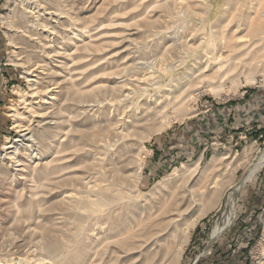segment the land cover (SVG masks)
I'll return each instance as SVG.
<instances>
[{"label":"rangeland","instance_id":"rangeland-1","mask_svg":"<svg viewBox=\"0 0 264 264\" xmlns=\"http://www.w3.org/2000/svg\"><path fill=\"white\" fill-rule=\"evenodd\" d=\"M260 1L0 0V264H169L156 230L177 209L202 215L176 264H264V162L243 182L264 160V123L217 141L208 119L264 88ZM231 35L258 51L244 59L257 82L236 69L221 91L215 78L188 95L200 68L232 57Z\"/></svg>","mask_w":264,"mask_h":264},{"label":"bare ground","instance_id":"bare-ground-1","mask_svg":"<svg viewBox=\"0 0 264 264\" xmlns=\"http://www.w3.org/2000/svg\"><path fill=\"white\" fill-rule=\"evenodd\" d=\"M186 3H187V1H186ZM181 4H182V2H181ZM31 7H33V6H31ZM34 8H36V7H34ZM29 9H27V10L29 11ZM45 10H46V8H45ZM254 12H256V13H255V15H253L251 17V20L249 21V24H250V26L254 30H256V31H254L255 33H263V39H264V0H261L260 1V3L256 6ZM40 16H41V14H40ZM40 16H39V19H40ZM36 17H38V16H36ZM46 29H48V28H46ZM232 34L235 35V31L232 32ZM223 37H224V35H223ZM244 37H245V35H241V36L239 35V36L235 37V38H237V40L234 43H232L233 42V39H234V36L233 35H231V37H228L227 38V41L225 42V44L227 43V45H226L227 48L228 47L229 48L231 47L229 49L230 50L229 52L231 54H229V55H231L232 57L230 58L228 56L229 58H227V59H223V58L221 59V58H219V56H216L215 59H214V60H216V62H215L216 64L214 63V65H212L213 67L211 66V64H206V66H204L203 68H200L199 69L200 72L197 73V75L195 76L196 79L194 81H192V84L190 85V86H192L191 88H193L194 86H196V88L195 89H191L190 88V91H188V93H187L188 95L191 96L193 94L192 93L193 90L195 91L198 88H201V87L205 86V84H206L205 82H208V80H210V79H212L214 81L215 78H218V81H214V83H209V86L207 87V89L209 91H211L212 93H217V91H221L224 88V86H225V80H226L227 76L232 71H234L236 69H239L241 71V73H244L245 74L246 81H249L250 83H256L257 82V80H258L257 75H256L257 73L256 74L252 73L251 75H249V73L251 71L255 70L256 68L253 69V66H254L253 63L252 62H249V61H246V60L248 59V55L251 56V60H254L255 58H257L256 57V54L258 53V51L257 50H254V49H253V51L252 50H246V48H243L244 46H249V45H247L248 43L244 40ZM229 39H230V41H229ZM238 42H241V45L237 44ZM255 48H257V46ZM221 57H222V55H221ZM244 59H246V60L244 61ZM207 67L210 68L209 71L210 70L213 71V69L215 68V70L213 72L209 73L210 76H208V74H206V72H208V71H206L207 70ZM247 71H248V73H247ZM196 72H197V70H195L193 73L196 74ZM190 73H192V72H190ZM239 73L240 72H238V74ZM190 76H191V74H190ZM187 78H189V77H187ZM232 79H231V81H232ZM237 80L239 81L240 79H238V78H235V80L233 79L234 82L236 81L235 84H237ZM238 83H241V82H238ZM46 89H48V88H46ZM49 90H50V88H49ZM173 93H174V95L172 97L174 98V101H166V102H168V104H172V103L174 104V105L172 104V109H178V108L182 107L181 105L183 104L185 98L187 97V94H185L184 98H182L181 101L176 105L175 104V100L182 94V88H181V86L180 87L178 86V88H175ZM77 94L79 95V93H77ZM35 98H37V97H35ZM18 126H20V122H19ZM28 127H30V126H28ZM6 145H7V143H6ZM12 146H13V144L12 145H9V146L7 145L8 148H10ZM12 153H14V150L13 151L6 152L5 155H4L5 157L3 158V160L5 158H7V159L12 158ZM7 154H9L8 157H6ZM37 154H38V152H37ZM243 158H241V159L243 160ZM246 159H248V158L246 157ZM218 160H219V157L214 156L208 162V164L204 167V170L203 171L208 172L216 164V162ZM263 162H264V160L261 161L259 164L255 165L253 168H251L250 171L248 172L246 178L243 180V182L245 180H247L248 178H250L253 174H255L258 171V169L262 166ZM187 167L190 169L189 166H187ZM53 169H54V171H57L58 170V168H56V167H54ZM174 172H175V174H177L179 171H177V169H176ZM171 179L172 178L170 176L164 178L162 181H160L155 186V188H159L161 185H167V184H169L171 182L170 181ZM238 188L239 187H236L229 194V196L227 197L225 204H227L228 209H227V212H225L223 224L222 225H216L214 227V229L212 231V238L213 237H216L219 234L220 231H222L226 227H228L229 224L231 223V221L233 220V216H234L233 215L234 214L233 207H234V204H235V196L238 193ZM192 197H195V194L192 193ZM201 197H202V199H199V198H197V199L202 202L203 201V196L201 195L200 198ZM206 198H210V200H208V201L206 200V202L204 204H207V203H210V202H212L214 204L213 201H216L217 202L218 199L220 198V192L218 190V187H215L212 190V192ZM183 200H185V202L188 203L190 199H183ZM174 204L178 205V200H175ZM170 212H172V210H170ZM199 214H201V213H199ZM199 214H198V211L197 210L195 212H193V213L190 214V213H186V212H184L182 210L179 211V209H177L173 213V215H176V216L179 215V218H170L168 221H166L163 224H162L161 220L158 222V224L160 226L156 230L157 231V235L158 234H161L163 232L164 233L160 237L157 238V241H156L157 245L156 246L158 247L159 254L162 256L163 260H166L169 264H176L177 263L179 257L183 253V251H184V249H185V247H186V245H187V243L189 241V238H190V236L192 234L193 228L196 226L199 218L202 215V214L201 215H199ZM129 224H132V223L131 222H128V223L123 224L121 227H119L118 230H117L118 231V234L117 235H119V234L121 235V234H124V233H129V231H130L129 230V227H128ZM140 234L141 235L145 234V231H141Z\"/></svg>","mask_w":264,"mask_h":264},{"label":"crops","instance_id":"crops-1","mask_svg":"<svg viewBox=\"0 0 264 264\" xmlns=\"http://www.w3.org/2000/svg\"><path fill=\"white\" fill-rule=\"evenodd\" d=\"M217 131L216 140L234 138L231 130L234 126L252 124L255 127L263 126L264 123V88L246 90L243 99L239 102L229 103L221 109H215L208 118ZM219 124V127H218ZM220 136V137H219ZM213 138V137H212Z\"/></svg>","mask_w":264,"mask_h":264},{"label":"built area","instance_id":"built-area-1","mask_svg":"<svg viewBox=\"0 0 264 264\" xmlns=\"http://www.w3.org/2000/svg\"><path fill=\"white\" fill-rule=\"evenodd\" d=\"M264 219V209L263 211L260 213V220L262 221Z\"/></svg>","mask_w":264,"mask_h":264}]
</instances>
